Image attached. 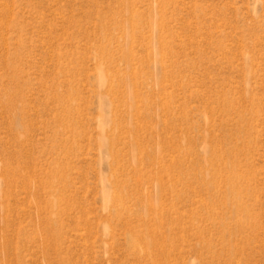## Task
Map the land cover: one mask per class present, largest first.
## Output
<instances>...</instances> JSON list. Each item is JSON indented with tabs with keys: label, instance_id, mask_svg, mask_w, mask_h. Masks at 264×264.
Listing matches in <instances>:
<instances>
[{
	"label": "rangeland",
	"instance_id": "1",
	"mask_svg": "<svg viewBox=\"0 0 264 264\" xmlns=\"http://www.w3.org/2000/svg\"><path fill=\"white\" fill-rule=\"evenodd\" d=\"M0 264H264V0H0Z\"/></svg>",
	"mask_w": 264,
	"mask_h": 264
}]
</instances>
